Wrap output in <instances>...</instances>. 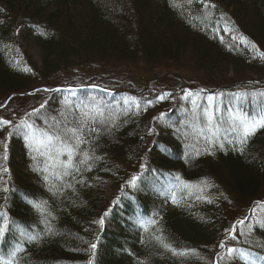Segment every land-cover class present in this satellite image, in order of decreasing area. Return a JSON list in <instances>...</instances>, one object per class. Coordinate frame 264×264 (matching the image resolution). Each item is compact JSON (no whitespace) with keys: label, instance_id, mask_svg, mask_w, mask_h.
Wrapping results in <instances>:
<instances>
[{"label":"trees","instance_id":"trees-1","mask_svg":"<svg viewBox=\"0 0 264 264\" xmlns=\"http://www.w3.org/2000/svg\"><path fill=\"white\" fill-rule=\"evenodd\" d=\"M0 10V118L14 125L40 105L60 118L65 98L119 116L110 131L102 118L91 122L101 132L81 148L101 159L66 177L62 192L0 124V189L9 188L0 190L9 222L0 256L22 247V264H244L217 256L223 240L264 260V128L241 143L229 127L241 113L264 116V0H0ZM127 67L154 74L129 80ZM194 100L201 123L204 109L223 122V149L209 154L203 139L185 137ZM28 200L46 201L55 217L54 234L39 242L29 237L43 234L44 217ZM234 224L236 239L226 231ZM156 236L196 252L173 254Z\"/></svg>","mask_w":264,"mask_h":264},{"label":"snow or ice","instance_id":"snow-or-ice-1","mask_svg":"<svg viewBox=\"0 0 264 264\" xmlns=\"http://www.w3.org/2000/svg\"><path fill=\"white\" fill-rule=\"evenodd\" d=\"M189 2H191V0H189ZM261 55L264 56V54ZM168 95H170V93H163L158 98L164 99ZM191 95L193 94L188 91L184 93L185 97ZM211 99L212 98L209 97V100ZM63 104L65 108L60 113V118L42 113L41 109L44 108V105H40L39 109L33 108L31 112L25 113L24 116L19 119V122L14 125L12 121L0 118V124L12 125V132L10 135H18L24 140L29 157L33 161V165H31L33 171L42 174L45 184L51 185L49 188L50 191L56 188L57 191L60 192L63 191L62 182L66 177H72L74 179V173H79L82 169L91 171L93 166L92 161L101 159L100 156L94 154V151L81 148L82 145H90L92 140L95 139V135L101 132V128L94 126L91 122L96 121L98 118H102L100 119V123L108 125L104 128V131H110L111 128L117 125L119 119V116L115 113H110L105 117L104 110L95 103H81L77 108L73 101L69 98H65ZM193 105L194 110L191 121L184 122L185 126L189 129V131L184 132L185 137H191L197 142L203 139L209 145V149H206L209 154H212L210 148L214 145H219V147L223 149V141L227 139V137H221L220 135L223 130V122H214V114H210L208 109H204L206 122L201 123L195 112V109L198 108L199 105L196 104L195 100L193 101ZM136 108H139L138 104ZM72 109L76 111H71ZM77 112L79 115L76 114ZM160 115L163 116L164 114L161 113ZM34 116L37 119H43L45 121V126H38L32 119ZM229 127L232 132L238 133L240 142L244 143L249 137L254 135L259 128H264V116L253 118L251 113L247 115L241 113L234 116ZM148 131L151 133L152 129ZM231 142L232 141L229 140V143ZM3 148L4 152L3 155L0 156V160L6 161L8 159L7 143L3 145ZM196 155H200L199 151L196 152ZM61 157H66V159H61ZM140 167L143 169L145 165L141 164ZM3 172H8V169L6 167H0V173ZM0 179H2V177H0ZM137 180L138 177L133 175L126 183L131 187H135ZM57 182H61V186L58 187ZM79 182L83 183V180ZM202 183L205 184V186H210L207 185L206 181H202ZM68 187H72V185H68ZM0 190L8 192L9 188L4 187ZM55 194L56 193L53 192V195ZM27 202L39 215L44 217L41 223L46 226L43 234L34 232L29 237V240L31 242H39L42 235L47 236L54 234L50 220H54L55 217L52 215L51 211H45L47 209V202L35 200H28ZM173 203H177L175 196H173ZM257 203L259 204L260 202ZM107 215L108 213L105 212L99 221H94V223L103 225L104 216ZM0 219L3 220V223H0V239H3L9 227L7 214L0 213ZM248 219L249 218L246 216L243 220L237 221V224L243 226ZM257 222L259 223L262 221L258 220ZM146 223L155 224L156 221L152 220ZM251 229L252 225L249 223L248 230L251 231ZM226 231H229L232 239L237 238L236 224L232 226L231 230ZM240 234L243 235L244 233L241 232ZM154 239L157 240L164 249L172 251L173 254L184 255L188 252H196L195 249H185L178 253L177 250L166 243L162 237L156 236ZM219 247L226 248L225 253H217V256H219L221 260L238 251L234 247H226L223 240L220 241ZM90 248L92 249V255L95 256L97 245L92 243ZM21 252H23V248L17 247L8 253L7 257L0 256V264H22V258L20 257ZM87 264H93L92 258H89ZM246 264H248V262H246Z\"/></svg>","mask_w":264,"mask_h":264},{"label":"rangeland","instance_id":"rangeland-1","mask_svg":"<svg viewBox=\"0 0 264 264\" xmlns=\"http://www.w3.org/2000/svg\"><path fill=\"white\" fill-rule=\"evenodd\" d=\"M32 54L34 53L32 52ZM34 58H36L35 54H34ZM125 69H126V76L129 78V80L141 79L142 81H145L147 79V76L154 74L153 72H148V73L144 72L143 68L127 67ZM227 75L230 77L233 76L232 72H229ZM236 77H240V76H236ZM235 256L239 260H241L242 263L244 264H246V262H248V264H264V260L250 254L247 251L238 249V251L235 253Z\"/></svg>","mask_w":264,"mask_h":264}]
</instances>
